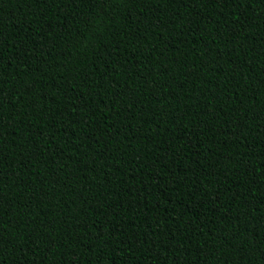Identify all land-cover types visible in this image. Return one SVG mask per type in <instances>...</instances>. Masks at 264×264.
I'll use <instances>...</instances> for the list:
<instances>
[{
  "label": "trees",
  "instance_id": "obj_1",
  "mask_svg": "<svg viewBox=\"0 0 264 264\" xmlns=\"http://www.w3.org/2000/svg\"><path fill=\"white\" fill-rule=\"evenodd\" d=\"M0 264H264V0H0Z\"/></svg>",
  "mask_w": 264,
  "mask_h": 264
},
{
  "label": "snow or ice",
  "instance_id": "obj_2",
  "mask_svg": "<svg viewBox=\"0 0 264 264\" xmlns=\"http://www.w3.org/2000/svg\"><path fill=\"white\" fill-rule=\"evenodd\" d=\"M186 2H189V0H186ZM219 3H229V0H217Z\"/></svg>",
  "mask_w": 264,
  "mask_h": 264
}]
</instances>
